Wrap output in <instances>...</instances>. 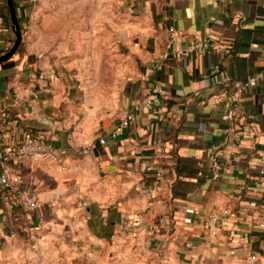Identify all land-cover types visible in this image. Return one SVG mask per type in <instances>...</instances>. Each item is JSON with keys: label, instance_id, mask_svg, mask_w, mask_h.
<instances>
[{"label": "crops", "instance_id": "obj_1", "mask_svg": "<svg viewBox=\"0 0 264 264\" xmlns=\"http://www.w3.org/2000/svg\"><path fill=\"white\" fill-rule=\"evenodd\" d=\"M42 1L14 0L23 42L0 62V161L33 140L60 159L11 162L37 202L27 213L0 181V264H264V78L234 118L212 87L264 72V0H123L124 62L108 99L86 96L53 55L25 49ZM208 34V49L177 56ZM15 40L0 0V56ZM155 85L170 97L150 110ZM133 104L134 121L114 137ZM212 146L218 181L197 174Z\"/></svg>", "mask_w": 264, "mask_h": 264}, {"label": "rangeland", "instance_id": "obj_2", "mask_svg": "<svg viewBox=\"0 0 264 264\" xmlns=\"http://www.w3.org/2000/svg\"><path fill=\"white\" fill-rule=\"evenodd\" d=\"M32 15L25 49L53 55L68 66L86 96L108 99L124 62L123 0H44Z\"/></svg>", "mask_w": 264, "mask_h": 264}, {"label": "built area", "instance_id": "obj_3", "mask_svg": "<svg viewBox=\"0 0 264 264\" xmlns=\"http://www.w3.org/2000/svg\"><path fill=\"white\" fill-rule=\"evenodd\" d=\"M170 31L174 32V29L170 28ZM212 41V34H208L205 39L192 42L186 48L179 50L177 52V56L186 58L190 54H193L195 52H202L211 46ZM263 78L264 72L258 73L255 76L249 77L245 80H236L228 77L216 80L212 85L215 91L213 97L217 103H223L227 108H233V111H231L229 117L231 116L232 118H234L235 116H237L239 104L245 93L250 89L255 88L258 85L259 81ZM163 96L170 97L162 90L160 86L155 85L148 91L146 100L144 102V107L152 110L153 107L157 106L160 103ZM194 96L198 98L200 96V93L195 92ZM136 107L137 105L133 104V108L125 112L120 122L119 128L115 132H113L114 137L123 128H128L132 124L135 118L134 109L136 110ZM101 143L105 144L106 140L101 139ZM86 151L87 148H85L84 152ZM205 153L206 159L197 162L198 176L208 178L213 181L220 180L224 168L217 154V148L215 146L207 148L205 149ZM41 158L58 161L60 159V153L53 148L50 142L46 144H40L33 140L24 143L17 148L6 150L5 152H3L0 161V181L2 183V187L6 191H10L13 194L15 204L21 206V208L26 213L34 209L37 205V202L33 193H27L21 189V175L11 168V162L14 159H20L24 162H31L38 161ZM261 160L262 162H264V156ZM261 173L264 174L263 171ZM157 176L158 178H161L162 174L158 173ZM147 194L152 195V191L147 192ZM79 206L82 209H86L88 207V203L86 201H80ZM0 216L4 221L6 220V217L2 216L1 213ZM187 221L190 222V220ZM217 221L218 214L214 213L211 217V228L216 226ZM11 237H14V234H12ZM247 239L248 238H246V240ZM3 245L4 240L0 237V252L3 248ZM251 260H256V256H252Z\"/></svg>", "mask_w": 264, "mask_h": 264}, {"label": "water", "instance_id": "obj_4", "mask_svg": "<svg viewBox=\"0 0 264 264\" xmlns=\"http://www.w3.org/2000/svg\"><path fill=\"white\" fill-rule=\"evenodd\" d=\"M8 5H9V10H10V16H11V21L15 29V34H16V40L12 46V48L9 50V52L3 56H0V62L7 61L9 58H11L15 52L18 50V48L21 45L22 42V30L21 26L18 20L17 12H16V7L14 0H7Z\"/></svg>", "mask_w": 264, "mask_h": 264}]
</instances>
